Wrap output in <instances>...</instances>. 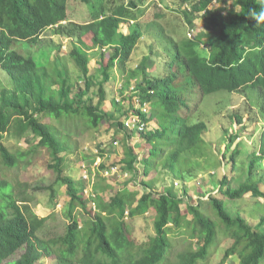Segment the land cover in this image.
<instances>
[{
  "label": "trees",
  "instance_id": "1",
  "mask_svg": "<svg viewBox=\"0 0 264 264\" xmlns=\"http://www.w3.org/2000/svg\"><path fill=\"white\" fill-rule=\"evenodd\" d=\"M71 1L88 8V21L70 20ZM144 1L0 0V70L8 79L6 84L0 82L1 161L8 168H17L23 163L28 167L32 162L31 155L38 148L49 149L54 161L50 168L56 179L39 189L50 193L52 209L57 207L54 201L61 188L66 187L70 197L66 232L44 238L39 232L44 229L49 216H38L32 208L31 198L18 192L11 180L0 178V264L22 250L20 258L8 264H45L40 261L41 256L52 258L56 264H199L215 244L218 222L202 211L199 204L187 201V214L181 208L188 197L186 184L204 170L194 154L204 143L209 126L196 119L197 112L203 99L217 92L233 93L248 88L264 90V22L257 23L252 17L253 13L264 10V0H231L234 1L232 8L213 10L208 8L213 0H196L191 10L183 12L184 19L195 28L197 15L205 11L201 15L205 30L197 31L193 39L177 40L168 34L165 36L163 28L157 25L158 50L151 45L150 53L128 72L134 51L147 31L156 26L140 21L146 13ZM123 24L129 25L128 34L121 31ZM51 28L55 35L71 41L68 57L77 71L75 81L66 66L60 68L58 59V68L54 66L49 70L31 54V48L39 44L42 35ZM90 34L92 45L84 39ZM203 41L204 48L201 47ZM93 50H99L102 58L98 70L101 80L90 71V52ZM107 51L110 55L104 63ZM115 69L127 73V89L131 86L129 80H136L134 95L141 105L149 103L151 106L149 118L141 110L134 113L140 115L145 124L155 120L158 128L140 134L124 122H114L118 131L125 132V156L120 169L128 174V178L123 188L106 200L103 195L114 187L103 176L107 171L103 161L97 168L100 173H96V178L94 176L93 184L92 180L85 183L65 175L61 154L66 147L56 127L45 123L43 118L61 121L82 115L89 119L93 128H98L105 120L112 121L114 114L101 107L110 99L105 84L113 78ZM79 79L84 81V86L79 85ZM125 86L123 91L127 90ZM195 97L198 101L193 105ZM95 98H98L96 105ZM112 106L121 115L124 113V103L117 98H113ZM238 118L241 120L240 116ZM135 133L142 135L149 144V157L140 158L130 144ZM5 135L19 141H39L32 144L30 150L12 152L3 143ZM236 139V135L228 139L227 151L231 154H224L229 162L227 166L232 173L253 177L264 164V129L260 134V154L254 152L252 160L243 166L238 165L240 148ZM234 145L237 146L233 149ZM95 155L97 159L103 154ZM150 174L154 175L152 179H143ZM167 179L172 182L168 184ZM263 180L264 175L259 184L248 178L234 187L231 178L225 175L215 185L220 194L233 200L249 193L255 198H264L259 186ZM176 181L184 187L175 185ZM160 184L164 185L162 191L158 189ZM131 185L140 186L144 191L131 189ZM88 186L92 187L90 198L96 201L97 211L82 226L77 210L86 207L84 195ZM180 186L181 190L177 188ZM208 201L218 221L234 239L223 263L237 255L239 264H263L264 231L261 229L264 228V217L254 227L244 217L232 216L222 200L210 195ZM151 210L155 211V235L149 241L135 245L129 236L126 213H129L128 218H134ZM188 215L193 219L189 220ZM186 229H191L190 237L197 239L199 248L189 246L173 261L171 235L181 231L188 235Z\"/></svg>",
  "mask_w": 264,
  "mask_h": 264
},
{
  "label": "rangeland",
  "instance_id": "2",
  "mask_svg": "<svg viewBox=\"0 0 264 264\" xmlns=\"http://www.w3.org/2000/svg\"><path fill=\"white\" fill-rule=\"evenodd\" d=\"M129 1V0H128ZM196 0H161L163 7L153 4L149 0L144 1L143 8H146V13L142 16L140 21L144 24H154L146 34V38L155 39L160 44L157 25H160L164 30V35L168 34V37H173L177 40L188 38V26L184 19L183 12L186 3L193 4ZM215 6L232 8V1L226 4L223 0H218ZM69 18L77 23H85L89 20L88 8L78 2L71 1L69 3ZM161 13V14H160ZM202 20H199L197 26H202ZM126 30L125 26H121V31ZM199 30V29H198ZM144 38L143 43L139 44L136 50V55L129 63L128 72L135 67L140 61L142 53L144 51ZM85 41L92 45V35L84 37ZM72 46L71 41L66 38L55 35L53 28L47 30L41 37L39 44L31 48V54L39 62L48 66L49 70L53 67L56 68L58 62H60V68H66L69 70L72 80H77V71L74 64L68 57ZM158 50V48H157ZM91 74L96 76V79L101 80L98 75L100 69L101 56L99 50H93L90 52ZM110 53L107 51L104 59V63L108 61ZM135 58V59H134ZM161 60V59H160ZM162 62V61H161ZM58 68V67H57ZM128 80L127 73H123L118 69L114 70L113 78L105 84L107 96L109 100H106L101 107L106 112H112L115 118L112 121L105 120L100 124L98 128H93L89 119L82 115L74 117L70 116L62 119L61 121H55L51 118H43V121L48 124H53L59 135L64 142L66 151L61 154L64 158L62 167L64 168V174L74 177L77 180H82V166H93L94 168L103 159L105 169H111L109 173L105 172V176L110 182L114 190L105 193L103 196L106 200H109L110 196L116 193L117 190L123 188L128 178V174L123 171L124 154V140L123 136L125 132L118 131L115 121L124 122L129 117H134V111L140 109V101L135 96L130 87L136 86V80H129L131 86L127 89L126 83ZM6 73L0 70V82L7 83ZM79 85L84 86V81L80 80ZM129 82V83H130ZM125 86L123 91L121 88ZM124 103L123 114L121 115L112 106L113 98ZM197 97L193 100V105L197 104ZM98 103V98L94 99V105ZM264 90L243 89L239 92H227L221 91L206 96L200 104L197 114V120H201L207 123L209 131L204 135V143L199 145V152L194 154V157L198 160V163L204 170H201L196 177V180H192L187 183L188 197L186 202L181 205V208L185 214L188 213L187 201L193 205H201L202 211L218 222V236L216 237L215 244L211 246L210 252L205 260H201L199 264H239L240 258L237 255L231 256L223 263L225 253L233 243L234 239L227 234L224 225L218 221L216 212L213 206L210 204L209 196L221 199L225 202V208L232 214V216L244 217L252 226L259 225L262 217H264V198H255L251 194L245 195L241 199L233 200L226 197L217 190L215 182H220L226 175L231 178L232 185L238 187L240 182H245L248 178L259 184L264 175V166L258 170L253 176L239 175L236 172L232 173L231 168L227 166L229 162L224 157V154H231V151H227V142L231 135L237 136L236 144L240 148V155L238 156V165L243 166L247 162L251 161L254 152L259 151L260 147V134L264 129ZM144 110V108H143ZM149 111V108L146 109ZM142 112V110H141ZM241 117V120L238 117ZM89 121V122H88ZM125 123V122H124ZM152 129L158 127L157 123L153 121L150 125ZM30 137L29 140H31ZM37 141H19L17 138L8 135L4 137L3 143L11 149L12 152L19 150H30L32 144L36 145ZM120 144L118 146V142ZM130 144L136 148L137 154L140 158H147L150 154V146L144 140L143 136L135 135L131 138ZM237 145L233 146V149ZM89 150V151H86ZM99 150L101 159H96V153ZM32 162L25 167V163L21 164L17 168H8L1 161L0 155V178H6L11 180L17 187V191L22 194L28 195L31 198V205L36 214L40 217H48V221L45 224L44 229L39 232V235L44 238H53L58 235L64 234L67 230L69 220L66 217V210L70 204V197L66 192V187L59 190L58 197L55 199L57 207L55 209L50 208L51 196L48 191H45L44 186L52 184L56 179V174L53 169L50 168L54 164L51 152L47 148H38L32 155ZM231 157V156H230ZM229 157V158H230ZM96 159V160H95ZM104 169V170H105ZM92 170V168H91ZM101 170H103L101 168ZM97 172V169L92 171V177ZM213 173L214 175H210ZM154 175L150 174L143 179L150 180ZM236 178L234 180V178ZM98 179V177H97ZM172 181L167 179V183ZM181 186H183L180 183ZM177 187L180 190L182 187ZM131 189L144 190L140 186H129ZM184 187V186H183ZM260 188L264 192V180L260 183ZM159 191L164 189V185L158 186ZM91 186L86 189L84 199L86 200L85 209L79 208L77 215L81 225L84 226L86 222H89L94 216V209L90 206ZM212 192V193H211ZM189 220L193 219L192 215H188ZM155 211L151 210L144 216H138L134 218H126V223L129 229V236L133 240L135 245H140L150 240L155 235L154 227ZM192 229V228H191ZM191 229H186L187 234H181L182 231L171 235L173 242L171 259L176 261L178 255L193 246L195 249L199 248L197 239L190 237ZM261 230L264 231V228ZM192 243V245H190ZM24 251L18 252V254L7 260L3 264L16 261L20 258ZM41 262L45 264H56L52 258H46L41 256ZM264 264V263H263Z\"/></svg>",
  "mask_w": 264,
  "mask_h": 264
},
{
  "label": "crops",
  "instance_id": "3",
  "mask_svg": "<svg viewBox=\"0 0 264 264\" xmlns=\"http://www.w3.org/2000/svg\"><path fill=\"white\" fill-rule=\"evenodd\" d=\"M128 1V0H127ZM150 1V0H149ZM217 1L218 0H213L212 1V3L210 4V6L208 7L209 9H219V8H224V9H229V8H225V7H219V6H215L214 4H216L217 3ZM226 4H229V2H231V0L230 1H228V2H226V0H223ZM151 2V1H150ZM153 4L155 3V4H157V6H160V7H163V3L161 2V0H158V2H152ZM194 4V3H193ZM193 4H188V3H186L185 4V6H184V8L183 9H185V10H191V8H192V5ZM232 4L234 5V1H232ZM233 7V6H232ZM146 9V8H145ZM204 12L205 11H202L201 13H199V15H197V17H199V18H196V20L194 21V24H195V28H193V27H191L189 24H188V22L186 21V24H187V26H188V32H187V34L188 33H194V35H195V33L197 32V31H203V30H205V26H204V21H203V19H202V17H201V15H203L204 14ZM199 20H202V26L200 25L199 27L197 26V23H198V21ZM125 27H126V30H124L123 31V33H125V34H128L129 33V26L128 25H124ZM199 29V30H198ZM147 34V33H146ZM144 38H146V35H145V37ZM143 38V39H144ZM142 39V40H143ZM142 40H141V42H140V44L141 43H143L142 42ZM151 45H154V47H155V50H157V48H158V42L157 41H155V39L153 38V39H149L148 37L146 38V40L144 41V51H143V53H142V56H141V59L145 56V55H147L148 53H150V47H151ZM138 49V48H137ZM136 49V50H137ZM136 50L134 51V53H133V55H132V58L136 55ZM135 59V58H134ZM141 59H140V61H141ZM133 61V60H132ZM138 64V63H137ZM137 64L135 65V67L137 66ZM134 67V68H135ZM135 87V86H134ZM130 90H131V87H130ZM132 91V93H134V90H131ZM116 142H118V146H119V144H120V142L119 141H116ZM137 151V150H136ZM93 154H99V150L96 152V153H93ZM101 156H99L97 159H99ZM102 158V157H101ZM96 160V159H95ZM103 161V160H102ZM102 161L100 162V163H98L97 164V166L94 168L93 166H91L92 167V170L94 171V169L96 170L97 169V167L98 166H100L101 165V163H102ZM109 169H107V171H108ZM104 171V170H103ZM98 172V171H97ZM110 183V182H109ZM111 184V183H110ZM113 184V183H112Z\"/></svg>",
  "mask_w": 264,
  "mask_h": 264
},
{
  "label": "clouds",
  "instance_id": "4",
  "mask_svg": "<svg viewBox=\"0 0 264 264\" xmlns=\"http://www.w3.org/2000/svg\"><path fill=\"white\" fill-rule=\"evenodd\" d=\"M256 21H257V23H261V22H264V10H261V11H259V13H253V16H252ZM132 24H133V22H132ZM124 25H128V24H123V25H121V26H124ZM129 26V25H128ZM187 36H188V39H193V37H194V33H188L187 34ZM201 47L202 48H204L205 47V42L203 41L202 42V44H201ZM124 87V86H123ZM122 87V88H123ZM136 87V86H135ZM121 88V89H122ZM255 90V89H254ZM257 90H259V89H257ZM261 90V89H260ZM134 94V93H133ZM117 98V97H116ZM117 100H118V98H117ZM118 101H120V100H118ZM263 107H264V105H263ZM143 108L145 109H147V108H149V111H145V110H143ZM140 109L142 110V112H143V114H145L146 115V117H150L151 116V106H150V104L149 103H146V104H142V105H140ZM134 114H137V113H134ZM138 115V114H137ZM140 116V115H139ZM141 117V116H140ZM141 119H142V117H141ZM155 121V120H154ZM156 122V121H155ZM153 123V121H146V124H147V126H148V128H147V130L146 131H144V132H141L140 134H142V133H145V132H148V130L151 128L150 127V125ZM157 123V122H156ZM158 128V127H157ZM152 130H154V129H152ZM258 155L260 154L259 152L257 153ZM99 159H101V157L99 158ZM103 160V159H102ZM263 166H264V164H263ZM84 167H86V169H88L89 170V172H90V174H92V171L93 170H91V168L92 167H88V166H86V165H84V166H82V168H83V170H82V180L85 182V183H88V181L87 180H85L84 179V176H83V172H84ZM99 167V166H98ZM97 167V168H98ZM111 170H112V168H111ZM110 170V171H111ZM106 172V171H105ZM105 172H104V174H103V176H105ZM211 174H213V173H211ZM95 176V175H94ZM106 177V176H105ZM108 178V177H107ZM195 180H196V178H195ZM181 182L179 181H176L175 182V185H179ZM189 183V182H188ZM260 186V185H259ZM89 187V186H88ZM218 190V189H217ZM91 192L92 191H90V195H91ZM85 193H86V191H85ZM212 193V192H211ZM249 194H251V193H249ZM252 195V194H251ZM253 196V195H252ZM254 197V196H253ZM218 199V198H217ZM89 200H91L90 201V206L94 209V212H96L97 211V203H96V201H94V200H92V198H90V196H89ZM221 200V199H220ZM223 201V200H222ZM224 202V201H223ZM93 203H95V207L93 206ZM224 204H225V202H224ZM128 213V212H127ZM126 213V215H127V217L126 218H128V216H129V213L127 214ZM46 217V216H45Z\"/></svg>",
  "mask_w": 264,
  "mask_h": 264
},
{
  "label": "built area",
  "instance_id": "5",
  "mask_svg": "<svg viewBox=\"0 0 264 264\" xmlns=\"http://www.w3.org/2000/svg\"><path fill=\"white\" fill-rule=\"evenodd\" d=\"M150 1L151 2H158V0H150ZM134 89H135L134 86H133V88L131 87V90H134ZM144 110L146 111V108ZM124 122H125L124 124L128 128L136 129L139 133L146 131L148 128L147 124L143 123L141 117L137 114H134V117H129ZM107 173H109V171H107ZM83 176H84V179L88 181V183L90 182V180H92L91 184H93L94 176L91 177V174H90L89 170L86 169V167H84ZM91 191H92V187H91ZM93 206L95 207V203H93Z\"/></svg>",
  "mask_w": 264,
  "mask_h": 264
}]
</instances>
